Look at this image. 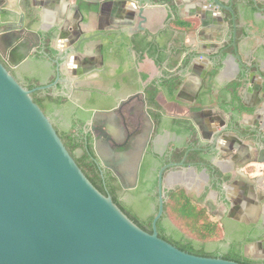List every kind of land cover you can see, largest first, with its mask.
I'll return each mask as SVG.
<instances>
[{
	"label": "water",
	"instance_id": "1",
	"mask_svg": "<svg viewBox=\"0 0 264 264\" xmlns=\"http://www.w3.org/2000/svg\"><path fill=\"white\" fill-rule=\"evenodd\" d=\"M93 2L0 0L3 60L13 69L16 62L31 69L40 54L50 67L53 62L41 54L46 41L48 50L59 54L55 63L62 81L73 85L78 73L86 76L93 70L81 52L84 42L100 35L114 36V44L127 36L121 42L128 46L146 33L157 45L156 35L143 26L145 11L157 10L171 22L194 23L198 34L175 44L160 75L181 84L170 93V103L158 99L169 111L201 113L198 134L207 151L214 147L221 177L218 191H209L201 202L209 216L221 226L229 219L264 225V0ZM91 6L96 15L88 14ZM103 28L106 34H94ZM44 78L28 75L32 81ZM59 81L29 89L0 59V264H244L190 254L160 238L156 222L162 201L147 232L110 194L97 189L33 100L34 91ZM209 181L205 171L188 168L171 175L169 187L183 183L199 194L208 190ZM134 186V177L123 185ZM223 231L218 249L227 246ZM245 252L263 256L264 244L247 243Z\"/></svg>",
	"mask_w": 264,
	"mask_h": 264
},
{
	"label": "flooded vegetation",
	"instance_id": "2",
	"mask_svg": "<svg viewBox=\"0 0 264 264\" xmlns=\"http://www.w3.org/2000/svg\"><path fill=\"white\" fill-rule=\"evenodd\" d=\"M95 1L97 0H92L93 3ZM103 5L106 6V2ZM87 12L89 15L97 14L92 6ZM99 32L106 34L107 30L103 28L94 34ZM100 37H103L104 42L109 39L112 41L111 37L114 36L98 35L94 38L101 39ZM136 38L131 42V46L145 45L139 43L137 36ZM122 39V36L118 37L111 45L101 43L98 49L101 56L100 65L93 64L91 72L96 75L92 77L91 74L85 76L78 73L79 76L73 85L62 81L64 76L55 63L59 54L52 49L48 50L50 47L47 46L50 44L47 45L46 41L41 54L53 62L50 67L43 65L42 59L38 58L40 54H35V64L31 69L26 68L25 62L23 64L16 62L17 69H13L1 55L0 59L24 86L27 85L28 75L45 77L43 81L38 80L37 86L52 84L57 77L61 79L47 89L36 90L43 96L51 94L66 100L60 103L46 100L48 106L45 113L50 117L58 133L73 131L78 140L84 141L94 170L104 181V190L107 193L110 191L106 182L114 185L117 198L130 207L141 222H147L152 217V228V220L158 212L159 205L162 201L164 206L170 190L183 189L193 201L207 209L201 202L203 203L209 191H218L216 188L221 177L219 169L213 162L214 147L210 146L207 151L198 134L201 113L188 109L189 114L185 115L184 112L167 110L158 96H162L165 103H170L172 101L170 93L175 87V80L168 78L166 82L156 78L155 74L146 76L148 64L145 59H140L134 69L125 71ZM22 56H25V53ZM126 56L130 57L129 51ZM180 84L176 86L175 92ZM178 105L183 106L180 103ZM97 150L114 171L104 166ZM83 151V147L77 149L75 156L79 157ZM121 153L123 157L120 156ZM138 160L140 162L137 169ZM188 168H193L197 174L205 171L209 175V188L206 192L203 190L197 194L196 187L195 190L194 188L187 190L183 183L173 188L169 187L170 176L181 174ZM131 177L135 179V186L123 187L129 185ZM158 221L166 229L167 234H173L176 230L174 224L165 216L164 209L156 226ZM222 227L223 240L227 246L225 249H218L219 255H222L231 243L239 242L242 243L245 257L264 260V255L253 254L250 257L245 252L247 243L262 241L264 244V225L245 224L229 219L222 223ZM246 238L253 240L245 243Z\"/></svg>",
	"mask_w": 264,
	"mask_h": 264
},
{
	"label": "trees",
	"instance_id": "3",
	"mask_svg": "<svg viewBox=\"0 0 264 264\" xmlns=\"http://www.w3.org/2000/svg\"><path fill=\"white\" fill-rule=\"evenodd\" d=\"M161 1V0H157ZM180 25H186L187 22H178ZM36 82V83H35ZM38 81H32L27 78L26 87L31 89L37 86ZM178 81H175L176 87ZM33 100L40 106V108L46 112L47 103L46 100L51 103H60L66 101L63 97H54L51 94L41 95L40 91H34L32 93ZM62 139L65 147L72 155L78 166L87 176V178L93 183V185L99 189L103 194H110L113 201L119 206V208L140 228L147 232H151V219L147 222H141L135 213L120 201L115 194V186L109 182L106 184L109 187V193L104 190V181L99 174L94 170V166L90 161L89 154L84 147V141L77 139L73 131H62L58 133ZM83 147L84 151L79 157L75 156V151ZM164 214L169 219H173L179 226L173 234H167L166 229L157 223L158 236L167 242L171 243L178 249L190 254L207 257H221L223 259L232 260L244 264H264V260H254L245 257L242 252V243H231L222 255H219L218 248L214 250H208L206 248V241L208 239H216L223 230V227L218 221H214L209 218V214L204 207L194 202L181 188L172 189L167 194V200L163 206ZM183 228V229H182ZM253 239L246 238V242H250Z\"/></svg>",
	"mask_w": 264,
	"mask_h": 264
},
{
	"label": "crops",
	"instance_id": "4",
	"mask_svg": "<svg viewBox=\"0 0 264 264\" xmlns=\"http://www.w3.org/2000/svg\"><path fill=\"white\" fill-rule=\"evenodd\" d=\"M143 14L146 16V22L143 23V26L151 34L156 35L157 45L152 42L151 35L146 33L136 35L140 40L139 43H145L144 46L140 44L134 46H131V44L127 47L122 45L124 70L134 69L137 66V62H140V59H145L144 61L148 64V70L145 72V75L149 77L155 74L156 78H160L161 72L165 69L175 44L198 34V28L194 23L180 25L178 22H171L165 19L157 10L145 11ZM122 38H127V36H122ZM102 39L93 38L82 44L81 52L86 62L92 68L93 64H97L96 66L100 65L101 56L98 49L101 43H108L109 45L112 43L110 39L104 42ZM145 46L150 47V49ZM128 51L130 57L126 56ZM211 219L216 221L212 216Z\"/></svg>",
	"mask_w": 264,
	"mask_h": 264
},
{
	"label": "rangeland",
	"instance_id": "5",
	"mask_svg": "<svg viewBox=\"0 0 264 264\" xmlns=\"http://www.w3.org/2000/svg\"><path fill=\"white\" fill-rule=\"evenodd\" d=\"M209 218H211V216H209ZM169 220L174 224L175 227L179 226L177 223H175V221L172 218L169 219ZM220 242H221V233H220V235H218V237L216 239H208L206 241V248L208 250H214L215 248L218 247V245L220 244Z\"/></svg>",
	"mask_w": 264,
	"mask_h": 264
},
{
	"label": "clouds",
	"instance_id": "6",
	"mask_svg": "<svg viewBox=\"0 0 264 264\" xmlns=\"http://www.w3.org/2000/svg\"><path fill=\"white\" fill-rule=\"evenodd\" d=\"M198 84H199V81L197 80V81H195V85L194 86H198Z\"/></svg>",
	"mask_w": 264,
	"mask_h": 264
}]
</instances>
